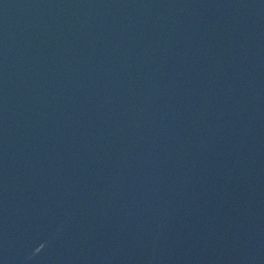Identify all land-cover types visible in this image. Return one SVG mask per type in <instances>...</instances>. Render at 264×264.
Segmentation results:
<instances>
[{
  "label": "water",
  "instance_id": "95a60500",
  "mask_svg": "<svg viewBox=\"0 0 264 264\" xmlns=\"http://www.w3.org/2000/svg\"><path fill=\"white\" fill-rule=\"evenodd\" d=\"M0 264H264V0H0Z\"/></svg>",
  "mask_w": 264,
  "mask_h": 264
}]
</instances>
